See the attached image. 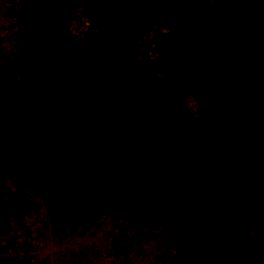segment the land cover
I'll use <instances>...</instances> for the list:
<instances>
[{
    "label": "rangeland",
    "instance_id": "1",
    "mask_svg": "<svg viewBox=\"0 0 264 264\" xmlns=\"http://www.w3.org/2000/svg\"><path fill=\"white\" fill-rule=\"evenodd\" d=\"M210 1L217 8V3ZM225 1L237 11L227 17L226 8L221 7L215 15L229 36L241 28L233 43L246 52L244 68L264 74V38L247 37V32H255L253 25L264 19V0ZM18 6L19 0H0V83L22 80L27 92L33 95L32 90L36 91L40 99L38 109L24 105L14 118L29 126L33 120H46L43 123L48 129H61L65 125L58 122L83 114L72 109V92L86 85L87 72L79 63L65 60L51 67L20 62L27 43L21 34ZM68 6V11H59L65 30L88 33L92 28L87 6L81 0H71ZM141 28L133 26L136 32ZM151 29L167 31L162 23ZM171 46L157 50L155 43H138L132 54L140 64V77L127 92L134 99L131 104L124 100L114 109L123 113V108H128L135 116L125 121L108 119L113 124L101 123L103 116L93 119L91 114L86 116L92 118L87 122L89 128L72 122L74 127L69 129L76 138L100 128L127 132L129 125L141 135L148 134L154 145L155 168L163 182L155 217L133 220L124 214L123 206L134 189L125 180L115 152L84 162L90 173L101 171L103 179L91 180L101 183L103 191H95L77 173L63 174L43 163L17 165L14 174L0 169V264H199L200 254L206 257L202 246L207 243L201 244L189 228L179 224L197 214L216 216L229 207L243 182L256 173L264 175V97L251 87L235 91L225 86L224 90L208 72V65L199 67L200 62H223L219 52L187 56L180 55V45ZM44 100L62 102L63 108L56 109L60 121L54 110L42 111ZM9 136H0V148L14 145L20 151L36 152L44 163L78 162L40 142ZM68 185L95 192L98 202L54 225L53 207L61 204L63 187ZM255 221L226 242L227 261L234 259L244 233L253 232L250 227Z\"/></svg>",
    "mask_w": 264,
    "mask_h": 264
},
{
    "label": "trees",
    "instance_id": "2",
    "mask_svg": "<svg viewBox=\"0 0 264 264\" xmlns=\"http://www.w3.org/2000/svg\"><path fill=\"white\" fill-rule=\"evenodd\" d=\"M214 1L219 7L216 8L210 0H81L87 6L86 17L92 29L84 35H77L66 31L61 24L59 11H68L71 0H19L20 29L27 43L21 50L20 62H32L38 67H51L64 60L79 63L87 72L86 85L77 88L76 93L72 92L75 102L71 107L77 112L83 111V114L77 119L68 118L66 123L58 122L65 125L60 126L61 129H48L43 123L46 120H33L29 126L14 115L24 105L38 109L40 99L37 92L32 90L33 95H30L22 80L13 83L6 80L0 83V136L7 133L13 140L40 142L52 150L65 152L79 163H44L36 152L20 151L14 145H7L0 148V169L14 174L17 165L43 163L63 174L77 173L95 191H103L101 183H92L91 180L92 177L103 179L101 171L90 173L91 169L84 162L90 157L115 152L125 180L134 189V194L123 206L124 214L133 220L154 218L162 197L163 182L155 168L154 145L148 134L141 135L129 125L127 132L121 127L119 132L118 129L100 128L96 133L76 138L77 135L69 129L74 127L72 122L89 128L91 125L87 122L92 118L87 117L91 114L93 119L103 116L101 123H113L108 120L111 118L125 121L136 115L128 108H123V113L114 108L124 100L125 104L133 102L134 96L127 92L140 77V64L132 57L138 43H155L157 50L180 45L183 52L180 55L187 56L211 55L217 51L223 62H200L198 65L200 68L208 65V72L219 81L220 88H234L235 91L256 88L264 97V74L244 68L246 52L233 43L241 28L234 36H229L215 15L225 7L226 15L230 17L236 8L225 0ZM160 9L163 12L158 13ZM157 23H162L167 31L152 30L151 27ZM136 24L142 26L140 31L133 29ZM253 27L255 32H247V37L258 35V38H264V19ZM44 101L46 107L43 112H56L58 107L63 108L61 101ZM56 120L60 121L57 112ZM77 134L82 133L78 131ZM63 192L61 204L53 207L54 225L94 207L98 202L96 193L85 188L68 185L63 187ZM228 205L216 216L197 214L179 224L189 228L201 244L207 243L202 246L206 249V257L200 254L199 264H264V175L256 173L243 182ZM252 220H256L250 227L253 232L244 233L234 259L227 261L226 242Z\"/></svg>",
    "mask_w": 264,
    "mask_h": 264
}]
</instances>
